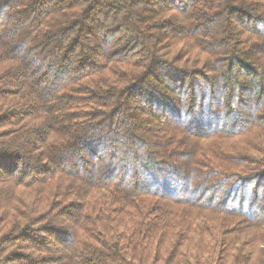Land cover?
Instances as JSON below:
<instances>
[{"label":"trees","instance_id":"1","mask_svg":"<svg viewBox=\"0 0 264 264\" xmlns=\"http://www.w3.org/2000/svg\"><path fill=\"white\" fill-rule=\"evenodd\" d=\"M0 264H264V0H0Z\"/></svg>","mask_w":264,"mask_h":264}]
</instances>
